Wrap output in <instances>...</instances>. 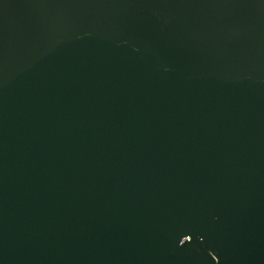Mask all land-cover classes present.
Wrapping results in <instances>:
<instances>
[{
    "label": "water",
    "instance_id": "obj_1",
    "mask_svg": "<svg viewBox=\"0 0 264 264\" xmlns=\"http://www.w3.org/2000/svg\"><path fill=\"white\" fill-rule=\"evenodd\" d=\"M0 264H264V0H0Z\"/></svg>",
    "mask_w": 264,
    "mask_h": 264
}]
</instances>
